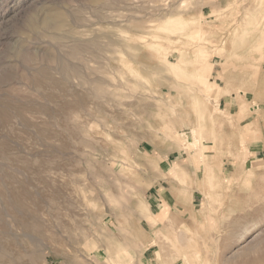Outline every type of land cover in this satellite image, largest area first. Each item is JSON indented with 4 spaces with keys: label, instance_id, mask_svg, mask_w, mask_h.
Listing matches in <instances>:
<instances>
[{
    "label": "rangeland",
    "instance_id": "obj_1",
    "mask_svg": "<svg viewBox=\"0 0 264 264\" xmlns=\"http://www.w3.org/2000/svg\"><path fill=\"white\" fill-rule=\"evenodd\" d=\"M260 142L264 0H0V264H264Z\"/></svg>",
    "mask_w": 264,
    "mask_h": 264
},
{
    "label": "bare ground",
    "instance_id": "obj_2",
    "mask_svg": "<svg viewBox=\"0 0 264 264\" xmlns=\"http://www.w3.org/2000/svg\"><path fill=\"white\" fill-rule=\"evenodd\" d=\"M101 1V0H100ZM180 6V5H179ZM182 6V5H181ZM128 9V8H127ZM176 9V8H175ZM155 10V9H154ZM120 15V14H119ZM50 16V15H49ZM52 17L53 18H59V22H58V24H57V26L58 27H62V24H61V20H62V18H63V15H61V14H58V13H55L54 15H52ZM52 17H46L44 20H43V22H42V24L44 25V26H48L49 24H50V22H51V18ZM123 18V17H122ZM177 18V17H176ZM166 19V18H165ZM121 22V21H120ZM54 24V23H53ZM85 24V23H84ZM89 25V24H88ZM185 25H187L186 23H185ZM31 26L32 27H35L36 26V22L35 21H32L31 22ZM63 26H66V25H63ZM38 27V26H37ZM187 27V26H186ZM189 27V26H188ZM60 29H63V28H60ZM159 30V29H158ZM159 32V31H158ZM163 32V31H162ZM85 34V33H84ZM166 34V33H165ZM62 35V34H61ZM98 40V39H97ZM48 41V40H47ZM67 41V40H66ZM201 42V41H200ZM224 42V41H223ZM159 47H160V45H159ZM79 51V50H78ZM224 52V51H223ZM86 55V54H85ZM91 55V54H90ZM180 62H184L185 60L183 59V57H181L180 59ZM172 63V62H171ZM181 64V63H180ZM172 65V64H171ZM188 65V64H187ZM173 67V66H172ZM181 68V67H180ZM172 69V68H171ZM106 70V69H105ZM197 74H198V76H200V77H203L205 80H206V76H201L199 73H198V71H197ZM208 77V76H207ZM197 79V78H196ZM198 80V79H197ZM192 82V81H191ZM116 84V83H115ZM162 88V87H161ZM205 88V87H204ZM191 93V92H190ZM192 94V93H191ZM148 96V95H147ZM219 99V98H218ZM138 102V101H137ZM135 106V105H134ZM201 134V133H200ZM97 164V163H96ZM185 170V169H184ZM113 173V172H112ZM175 187V186H174ZM125 194V193H124ZM133 240V239H132ZM183 240V239H182ZM37 241V240H36ZM134 242V241H133ZM9 243V242H8ZM129 244V243H128ZM155 244V243H154ZM133 245V244H132ZM135 245V244H134ZM136 246V245H135ZM185 246V245H184ZM183 246V247H184ZM129 247V246H128ZM139 248V247H138ZM125 251H127V250H125ZM177 251V250H176ZM128 253V252H127ZM178 254V253H177ZM112 257V256H111ZM131 257V256H130ZM166 257V256H165ZM169 257V256H168ZM115 258V257H114ZM172 258V257H171ZM134 261V260H133ZM167 261V260H166ZM172 261H173V259H172ZM184 264V263H183Z\"/></svg>",
    "mask_w": 264,
    "mask_h": 264
},
{
    "label": "crops",
    "instance_id": "obj_3",
    "mask_svg": "<svg viewBox=\"0 0 264 264\" xmlns=\"http://www.w3.org/2000/svg\"><path fill=\"white\" fill-rule=\"evenodd\" d=\"M260 148L258 149H255V154L258 156V153L259 152H261V153H263L264 152V143H262V142H260ZM234 171H235V173H236V175H237V173L238 172H236V169H234ZM261 176L264 178V173L263 174H261ZM241 178V177H240ZM236 179H237V177L235 176V178H234V180L236 181ZM239 180V179H238ZM234 181V182H235ZM259 193V192H258ZM229 194H230V196H235V197H237L238 195H245V197L246 196H248V195H250L249 193H248V191H247V189L246 190H244L243 188H237V187H231V189H230V191H229Z\"/></svg>",
    "mask_w": 264,
    "mask_h": 264
}]
</instances>
